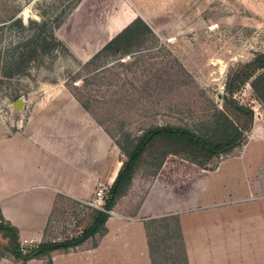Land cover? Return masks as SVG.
<instances>
[{
    "label": "rangeland",
    "instance_id": "rangeland-1",
    "mask_svg": "<svg viewBox=\"0 0 264 264\" xmlns=\"http://www.w3.org/2000/svg\"><path fill=\"white\" fill-rule=\"evenodd\" d=\"M76 1L0 0V21L13 15L26 23L40 21L41 13L53 27ZM65 17L56 36L65 44L67 38L84 44L89 55L137 18L152 28L158 41H146L140 55L123 60L127 64H110L98 75L83 74L88 78L85 84L80 77L71 83L80 66L63 55L54 65L47 60L35 66L28 76L3 79L0 140L22 129L45 92L49 94L43 105L65 104L77 113L79 106L69 88L124 149L123 161L133 139L151 128L182 127L214 144L226 142L238 130L237 145L216 156L160 139L151 142L135 172L139 189L131 193L134 202L129 213L138 206L163 162L174 156L208 169L220 160L242 156L256 166L257 181L261 179L264 188V103L256 94L257 88L264 95V68H260L264 65V0H83ZM122 19L126 21L121 23ZM20 36L17 28L0 31V45ZM60 111L50 112L48 120H60ZM44 135L58 138L55 132ZM94 201L95 197L82 204L60 197L46 228L50 240L38 249L41 255L50 248H75L89 236L93 238L90 243L96 244L95 234H103L102 219L108 214L95 207ZM148 223L155 263L186 264L177 217ZM15 239V231L0 220L1 255L17 249Z\"/></svg>",
    "mask_w": 264,
    "mask_h": 264
},
{
    "label": "crops",
    "instance_id": "crops-1",
    "mask_svg": "<svg viewBox=\"0 0 264 264\" xmlns=\"http://www.w3.org/2000/svg\"><path fill=\"white\" fill-rule=\"evenodd\" d=\"M66 44L82 62L100 50L89 55L82 43L67 38ZM69 93L77 113L65 104L43 105L45 92L22 129L0 140V220L16 229L24 254L49 242L46 228L60 197L86 204L99 189L111 190L123 164L118 144ZM55 110L61 119L49 121ZM54 132L58 138L44 135ZM245 160L223 159L208 169L169 157L129 213L131 193L139 189L134 174L106 212V232L95 234L96 244L89 236L75 248L57 249L50 264H153L146 224L169 217H177L188 264H264V188ZM47 261L0 258V264Z\"/></svg>",
    "mask_w": 264,
    "mask_h": 264
},
{
    "label": "trees",
    "instance_id": "trees-1",
    "mask_svg": "<svg viewBox=\"0 0 264 264\" xmlns=\"http://www.w3.org/2000/svg\"><path fill=\"white\" fill-rule=\"evenodd\" d=\"M82 1L83 0H77L71 10L76 9ZM70 11L68 13H70ZM67 14H65V16ZM39 16L41 17L40 21L31 19L27 23L22 18H20L19 15H13L5 21H0L1 32L8 29L17 28L19 34H21L17 41L5 43L3 46L0 45V83L3 79H15L28 76L35 66H42L47 62V60H49L50 65H54L63 55L64 57L74 59L80 66L79 71L73 73L74 75L72 77L71 83L75 82L77 77H80L82 83L85 84L87 83L88 79L86 76L98 75L99 73L104 72L110 64H127V61L123 60H132L135 59L137 55H140V51L144 48L146 41H158V38L156 37V34L152 28L142 18H137L122 32L106 43L102 49H100L92 56V58H90V60L87 62H82L78 60V58L71 52L70 48L56 36V31L61 28L65 20L64 18L66 17L64 16L63 18H60L56 25L52 27L45 14L40 13ZM261 56L264 57V54ZM111 58L113 60L111 63H108V60ZM260 68H264V65ZM83 74H86V76L83 77ZM76 87H78V85H76ZM67 89L69 90V88ZM76 89L77 88H75V90ZM69 91L84 108V110L92 115L88 104L83 101L78 93L71 91V89ZM256 94L258 99L264 103V95L257 88ZM92 117L111 137V134L105 129L103 124L93 115ZM238 135L239 133L236 129L226 142L224 141L221 144H214L208 140L202 139L192 131L182 127L162 126L151 128L143 135L137 136L133 139V147L126 154L127 160L123 161L118 176L111 190L109 191L108 198L105 201L104 210L107 212L112 211L116 204L117 198L128 190L137 170L138 163L145 152L146 147L154 140L160 139L169 144L178 146L187 145L201 149L207 156H216L222 152H226L234 148L237 145ZM119 147L121 151L124 150L121 146ZM107 218L108 215H103L102 222H104V226ZM165 219L167 218H162V220ZM158 220L159 219H153L152 222H156ZM149 226L150 224L147 223L146 230L148 232V237ZM11 228L15 231V233H17L15 228L12 226ZM105 232L106 229L104 227L102 233L105 234ZM180 240L182 242L181 235ZM16 248V250L8 252L17 261L23 263H27L33 259H43L42 257L44 256L47 257L48 264H50V254L56 250L50 248L48 249L47 254L41 255L38 249H32L30 252H28L29 255H26V253L24 254L22 251H19L18 246ZM150 253L152 257V263L156 264L153 258V249L151 247V243ZM5 256L7 255L0 254V258ZM186 264H188L187 260Z\"/></svg>",
    "mask_w": 264,
    "mask_h": 264
},
{
    "label": "built area",
    "instance_id": "built-area-1",
    "mask_svg": "<svg viewBox=\"0 0 264 264\" xmlns=\"http://www.w3.org/2000/svg\"><path fill=\"white\" fill-rule=\"evenodd\" d=\"M108 194H109V190L105 188L99 189L95 194L94 206L105 212L104 205H105V201L108 198Z\"/></svg>",
    "mask_w": 264,
    "mask_h": 264
}]
</instances>
